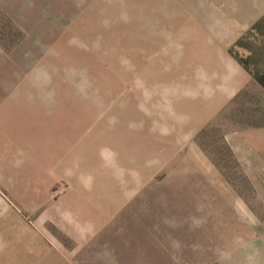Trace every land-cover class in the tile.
Returning a JSON list of instances; mask_svg holds the SVG:
<instances>
[{
	"label": "rangeland",
	"instance_id": "1",
	"mask_svg": "<svg viewBox=\"0 0 264 264\" xmlns=\"http://www.w3.org/2000/svg\"><path fill=\"white\" fill-rule=\"evenodd\" d=\"M260 50L264 0H0V264H264V91L206 103Z\"/></svg>",
	"mask_w": 264,
	"mask_h": 264
},
{
	"label": "crops",
	"instance_id": "2",
	"mask_svg": "<svg viewBox=\"0 0 264 264\" xmlns=\"http://www.w3.org/2000/svg\"><path fill=\"white\" fill-rule=\"evenodd\" d=\"M253 58L248 60H237V68L234 72H227L223 77L222 83L219 81L216 87L218 90L213 92L214 98L210 99L208 103L209 115H214L222 107L239 97V95L251 84H257L264 91V50L260 52L251 53ZM212 111V112H211ZM240 142L245 143V151H240L241 155H252L253 166L255 168H245V170H264V125L256 128H250L243 132ZM242 148H244L241 145ZM242 157V156H240ZM241 162H244L242 159ZM262 165V167H258Z\"/></svg>",
	"mask_w": 264,
	"mask_h": 264
}]
</instances>
